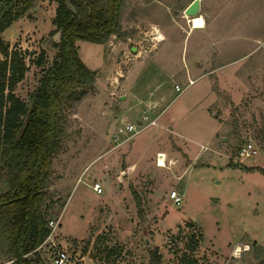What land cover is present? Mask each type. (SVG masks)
<instances>
[{
	"label": "rangeland",
	"instance_id": "1",
	"mask_svg": "<svg viewBox=\"0 0 264 264\" xmlns=\"http://www.w3.org/2000/svg\"><path fill=\"white\" fill-rule=\"evenodd\" d=\"M121 1L114 34L75 41L93 80L62 103L41 206L58 226L40 256L52 264L63 249L65 264H264V0H199V29L183 15L192 0ZM55 6L34 1L0 34L23 54L27 70L13 92L28 107L56 53ZM243 142L255 157L235 158ZM6 187L0 167V192ZM236 245L244 249L234 258ZM10 262L0 234V264Z\"/></svg>",
	"mask_w": 264,
	"mask_h": 264
},
{
	"label": "trees",
	"instance_id": "2",
	"mask_svg": "<svg viewBox=\"0 0 264 264\" xmlns=\"http://www.w3.org/2000/svg\"><path fill=\"white\" fill-rule=\"evenodd\" d=\"M34 1L0 0V34ZM53 1L52 32L59 33L56 53L30 94V107L13 92L27 70L23 54L0 37V167L7 171V187L0 192V234L10 264L45 263L38 252L48 234L41 206L46 170L62 138V103L75 88L93 80L75 41H105L118 28L122 6L121 0Z\"/></svg>",
	"mask_w": 264,
	"mask_h": 264
},
{
	"label": "built area",
	"instance_id": "3",
	"mask_svg": "<svg viewBox=\"0 0 264 264\" xmlns=\"http://www.w3.org/2000/svg\"><path fill=\"white\" fill-rule=\"evenodd\" d=\"M191 81H193L192 79H188L187 80V85L189 86L191 84ZM175 90L176 91H182L184 88H179V86L175 85ZM235 158L238 159H247V158H253L257 155V150L256 148L249 142H243L237 149V152L235 154ZM157 159H158V154L156 155V163H157ZM165 159V156H164ZM92 190L95 193H101L102 192V186L99 182H94L92 185ZM181 201V198L179 196L174 195L172 197V202L175 205H178ZM58 226V221L57 220H48L47 221V228H48V234L46 236V238L48 239L51 234L53 233V231L56 229V227ZM55 249V248H54ZM244 246L241 245H236L235 247H233V249L231 250V256H233L234 258H237L240 256V252L243 251ZM53 258H52V264H65L68 261V254L65 250L63 249H56L54 250L53 253ZM238 264V263H236Z\"/></svg>",
	"mask_w": 264,
	"mask_h": 264
},
{
	"label": "bare ground",
	"instance_id": "4",
	"mask_svg": "<svg viewBox=\"0 0 264 264\" xmlns=\"http://www.w3.org/2000/svg\"><path fill=\"white\" fill-rule=\"evenodd\" d=\"M188 22H189L190 27L192 29H199V28H202L204 26L203 17L199 14L189 17ZM191 84H192V81H191ZM164 156L165 155L162 153L158 154V159H157V166L158 167H164L165 166Z\"/></svg>",
	"mask_w": 264,
	"mask_h": 264
},
{
	"label": "water",
	"instance_id": "5",
	"mask_svg": "<svg viewBox=\"0 0 264 264\" xmlns=\"http://www.w3.org/2000/svg\"><path fill=\"white\" fill-rule=\"evenodd\" d=\"M199 11V0H192L183 10L184 16H194ZM44 264H48L45 262Z\"/></svg>",
	"mask_w": 264,
	"mask_h": 264
}]
</instances>
